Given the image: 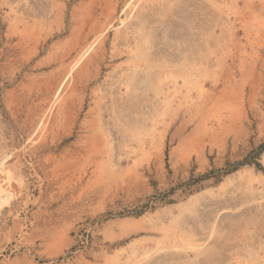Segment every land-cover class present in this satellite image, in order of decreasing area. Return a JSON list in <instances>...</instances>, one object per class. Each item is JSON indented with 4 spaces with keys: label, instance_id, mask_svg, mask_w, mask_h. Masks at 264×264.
<instances>
[{
    "label": "rangeland",
    "instance_id": "374dc122",
    "mask_svg": "<svg viewBox=\"0 0 264 264\" xmlns=\"http://www.w3.org/2000/svg\"><path fill=\"white\" fill-rule=\"evenodd\" d=\"M263 143L264 0H0V264H264Z\"/></svg>",
    "mask_w": 264,
    "mask_h": 264
},
{
    "label": "bare ground",
    "instance_id": "6f19581e",
    "mask_svg": "<svg viewBox=\"0 0 264 264\" xmlns=\"http://www.w3.org/2000/svg\"><path fill=\"white\" fill-rule=\"evenodd\" d=\"M263 2V1H262ZM193 57V56H192ZM195 57V56H194ZM193 57V58H194ZM203 57V56H202ZM186 58V57H184ZM201 58V57H200ZM187 59V58H186ZM202 60H198V58H194L189 64H186L185 67L183 69H181V74L182 77L179 76L180 78H183V82H185L186 85V96L192 98V94H191V86H194V88H196V94L199 95V97H205L203 95H205L204 93L205 91V87H204V81L205 80H212V83L218 81L217 80V70L216 68H214L212 66V64H210L212 62L213 56H206L204 58H201ZM198 60V61H197ZM217 61V60H216ZM186 62V60H185ZM218 62V66L221 65ZM188 63V62H187ZM206 64L205 67H203L202 65ZM178 73V72H177ZM178 78V77H177ZM176 78V79H177ZM179 79V78H178ZM219 79V78H218ZM222 79V78H221ZM173 81V80H172ZM177 82V80H175ZM220 82V80L218 81ZM172 83V82H171ZM175 84V83H174ZM176 85V84H175ZM174 85V86H175ZM216 87V86H215ZM207 94V93H206ZM198 99V98H197ZM201 100V99H200ZM197 101V100H196ZM200 102V101H199ZM204 102V101H203ZM207 103V101H206Z\"/></svg>",
    "mask_w": 264,
    "mask_h": 264
},
{
    "label": "trees",
    "instance_id": "16d2710c",
    "mask_svg": "<svg viewBox=\"0 0 264 264\" xmlns=\"http://www.w3.org/2000/svg\"><path fill=\"white\" fill-rule=\"evenodd\" d=\"M264 151V143L262 145H260L256 151H254L252 154L248 155L242 162L241 165H245V164H254V160L261 155V153ZM257 166H260L259 163H256ZM214 171H211L210 174H208L207 176L211 175Z\"/></svg>",
    "mask_w": 264,
    "mask_h": 264
}]
</instances>
